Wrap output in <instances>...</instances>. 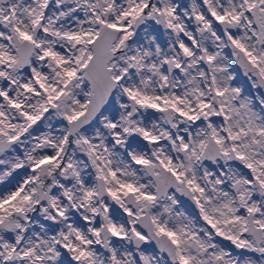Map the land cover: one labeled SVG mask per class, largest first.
<instances>
[{
	"label": "snow or ice",
	"instance_id": "snow-or-ice-1",
	"mask_svg": "<svg viewBox=\"0 0 264 264\" xmlns=\"http://www.w3.org/2000/svg\"><path fill=\"white\" fill-rule=\"evenodd\" d=\"M0 264H264V0H0Z\"/></svg>",
	"mask_w": 264,
	"mask_h": 264
}]
</instances>
